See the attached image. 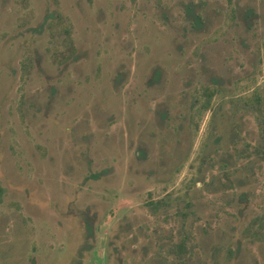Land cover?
Listing matches in <instances>:
<instances>
[{
	"label": "rangeland",
	"instance_id": "374dc122",
	"mask_svg": "<svg viewBox=\"0 0 264 264\" xmlns=\"http://www.w3.org/2000/svg\"><path fill=\"white\" fill-rule=\"evenodd\" d=\"M0 264H264V0H0Z\"/></svg>",
	"mask_w": 264,
	"mask_h": 264
},
{
	"label": "trees",
	"instance_id": "16d2710c",
	"mask_svg": "<svg viewBox=\"0 0 264 264\" xmlns=\"http://www.w3.org/2000/svg\"><path fill=\"white\" fill-rule=\"evenodd\" d=\"M258 97L259 96L256 94L255 97H254V99H252V100L250 98H244V101L241 100V106L245 110H254V106H256L257 105V102H258ZM209 100H210V98H209ZM209 100H208V102H209ZM183 249H184L183 244L182 243H179V250H183Z\"/></svg>",
	"mask_w": 264,
	"mask_h": 264
}]
</instances>
